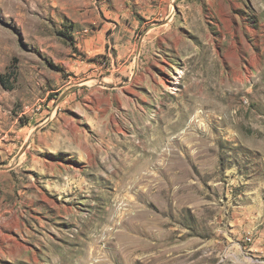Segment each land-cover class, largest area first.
<instances>
[{"label": "rangeland", "instance_id": "374dc122", "mask_svg": "<svg viewBox=\"0 0 264 264\" xmlns=\"http://www.w3.org/2000/svg\"><path fill=\"white\" fill-rule=\"evenodd\" d=\"M0 264H264V0H0Z\"/></svg>", "mask_w": 264, "mask_h": 264}, {"label": "bare ground", "instance_id": "6f19581e", "mask_svg": "<svg viewBox=\"0 0 264 264\" xmlns=\"http://www.w3.org/2000/svg\"><path fill=\"white\" fill-rule=\"evenodd\" d=\"M176 79H177V78H174V77L171 78V79H168V82H167L166 84L164 83L165 86H166L167 88H170L171 86H175V85H176V84H175V83H176V82H175Z\"/></svg>", "mask_w": 264, "mask_h": 264}]
</instances>
